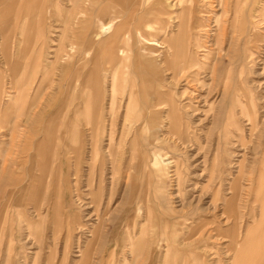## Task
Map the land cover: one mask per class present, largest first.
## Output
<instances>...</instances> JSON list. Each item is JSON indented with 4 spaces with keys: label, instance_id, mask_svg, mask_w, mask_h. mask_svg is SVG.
Here are the masks:
<instances>
[{
    "label": "rangeland",
    "instance_id": "1",
    "mask_svg": "<svg viewBox=\"0 0 264 264\" xmlns=\"http://www.w3.org/2000/svg\"><path fill=\"white\" fill-rule=\"evenodd\" d=\"M191 1L185 12L187 49L195 65L185 72L170 69L168 48L162 44L178 32L170 18L182 12L179 0H144L131 16L134 30L128 34L140 40L141 57L146 54V66L154 61L150 67L155 70L119 80L115 96L113 80L102 81L99 120L94 128L84 120L75 123L81 143L73 150L74 110L77 102L83 106L84 77L93 62L72 82L87 48H56L61 26L54 22L56 31H46L43 40L54 47L56 70L43 94L33 90L26 117L32 125L42 120L41 126L18 127L23 113L14 125L9 123L12 132L0 127V169L25 173L15 179L22 178V190L0 191V218L6 221L1 226L14 228L11 236L1 228L0 264H78L87 246V264H234L230 243L235 237L259 225L264 237V0H227L228 6L220 9L215 1L221 0ZM161 20L167 23L158 39L159 32L147 27ZM150 33L160 43L155 45L158 55L144 52L140 34ZM9 41V34L0 31L1 69ZM131 84L139 100L129 112ZM170 111L182 117L180 123L168 122ZM53 118L59 124L41 209L29 193L17 205L28 184L26 173L29 183L40 172L44 177L42 167L35 166L40 160L36 148L45 137V122ZM56 170L64 174L61 185L68 189L65 205L73 202L64 208L68 216L64 212L61 227L60 221L54 227L52 206L58 199L51 192ZM233 191L236 208L228 210ZM21 211L32 221L27 223Z\"/></svg>",
    "mask_w": 264,
    "mask_h": 264
},
{
    "label": "crops",
    "instance_id": "2",
    "mask_svg": "<svg viewBox=\"0 0 264 264\" xmlns=\"http://www.w3.org/2000/svg\"><path fill=\"white\" fill-rule=\"evenodd\" d=\"M143 3L144 0H0V31L8 33L10 37L9 46L3 53L4 69L0 68V116L3 117L0 127L7 128L8 133L12 132L9 123L11 122L14 125L16 122L15 117L23 113L26 115L25 119L18 123V127L41 126L42 120L38 121L39 125H32L31 118L27 120L26 117L31 113L33 90L39 88L40 95L43 94L47 82L52 80L55 74L56 69H53L56 67L54 65L57 64V61L51 55V50L54 47L47 45L43 40L48 29L50 33L56 31L54 29L55 22L61 26L60 39L56 48L75 46L87 48L81 59L83 63L79 62L72 81L75 82L83 77L81 70H83V65H86L87 60L93 62V68L84 77L82 90L84 104L81 106L80 102L76 103L74 118L77 122L74 121L73 125L78 123V120H84L87 126L91 125L94 128L96 120H99L101 114L98 104L101 97L102 81L138 79L143 77L145 72L155 70V67L145 65L144 58L141 57V50L138 49L141 47L140 40L136 39L135 35L128 34L134 30L130 24L131 16L137 14V8L139 6L143 7ZM164 30L159 31L158 39L164 35ZM92 50L94 55L93 60H90L89 52ZM138 52L139 55H137ZM151 63L155 64L154 61H151ZM101 64H104V68L101 67ZM102 69L105 70L104 74H101ZM58 76L59 79H63V72L59 71ZM90 95L92 96L90 97ZM91 99L92 101H90ZM88 112L93 116L91 117ZM50 121L45 122L43 126L44 135L47 138L44 137L36 148V157L39 156L40 160L38 164L35 163V166H39V170L42 161L41 152H39L40 146L42 144L55 145L59 123L55 118ZM6 124L9 126H6ZM49 133L50 137H48ZM27 141L35 144L34 139H27ZM80 143L81 132L74 127L71 135V150L78 147ZM23 174L25 175L23 171L17 173L11 167L5 170L1 168L0 180H4V182H0V191L14 192L17 188L21 189L22 180L18 179L16 182L15 179L17 176L23 178ZM27 175L28 173H26L25 179H27L28 184L23 186L24 198L18 199L16 201L17 205H23V201L26 199L25 192L34 185L33 181L37 178L35 177L29 183ZM63 175L61 170L54 172L53 179L55 182L53 181L51 188V192L58 193L56 197H59L62 207L60 227L63 225L64 212H66L64 208L70 209L73 203L65 205L64 198L67 195L63 194L68 193V189L61 185L60 180ZM38 176L40 180L42 177L41 172ZM37 185L41 198L34 200L36 201L37 210H40V203L48 187L47 173L44 175V182ZM6 201L8 200H2L1 204L3 205ZM56 201L59 202L58 199ZM67 212L66 215L68 216ZM20 214L27 223L32 221L24 211H21ZM1 220L0 218V234H2V223H6L5 220L3 222ZM36 220V223H38V219ZM67 220L69 221V218ZM12 228L13 226L8 230L9 236H11ZM7 229L4 228V231ZM230 248L235 251L234 264H264V237H251V232L247 230L243 237H235L231 241ZM10 251H12L11 245L8 246V252L10 253ZM85 251L84 256L86 258L83 257L78 264H87L86 261L90 251H87V248ZM3 264L13 263L5 261Z\"/></svg>",
    "mask_w": 264,
    "mask_h": 264
},
{
    "label": "bare ground",
    "instance_id": "3",
    "mask_svg": "<svg viewBox=\"0 0 264 264\" xmlns=\"http://www.w3.org/2000/svg\"><path fill=\"white\" fill-rule=\"evenodd\" d=\"M190 1L191 0H179L180 2V6H182V12L180 14H177L175 17H171L170 19H173L175 18V23H177V29H178V32L174 35H170L169 37H164L163 40H162V44L165 45L167 48H168V52H169V57H168V66H170V69H173L175 70L176 72L178 71H187V69L193 65H195L196 61H195V58L192 56H189L188 54V49H187V35L189 36V19L188 17L186 16L185 12L187 11L188 7L190 6ZM192 2V1H191ZM214 2V1H213ZM215 2H219L217 5H215L216 8H221V5L222 7L224 6H228V2L227 0L226 1H215ZM222 2V3H220ZM211 5V4H210ZM160 6V5H159ZM169 11V10H168ZM152 12V11H151ZM155 12V11H154ZM170 14L172 13V11H169ZM141 14V13H140ZM159 14H161L159 12ZM169 14V13H168ZM165 15V14H164ZM137 23V22H136ZM167 22L164 20H161V21H158L157 22V25H154V24H150L148 27H147V30H152V31H155V33H158L159 31L161 30H164L165 28V24ZM152 34H145V35H141V39L143 42H145V49H144V52L146 51H149L147 53H153L154 55H158V49L157 46L155 45H160V43H157V39L154 38V34L151 36ZM123 39V38H122ZM189 39V38H188ZM158 42H160L158 40ZM106 43V42H105ZM105 46V44H104ZM164 47V46H163ZM101 48V47H100ZM101 54V53H100ZM146 55V54H145ZM144 55V58H146ZM101 57V56H100ZM88 59V58H86ZM136 59V58H135ZM134 60V59H133ZM88 62V60H87ZM101 62V61H100ZM83 63V62H82ZM85 64V63H84ZM138 64V63H137ZM153 65V64H150V66ZM100 66V65H99ZM83 68H84V65H83ZM192 68V67H191ZM96 69V68H95ZM82 71V70H81ZM106 73V72H105ZM137 74V73H136ZM90 76V75H89ZM82 77V76H81ZM75 79V78H74ZM76 80V79H75ZM89 80V78H88ZM73 82V81H72ZM147 84V83H146ZM88 85V84H87ZM122 85V83H121ZM143 85V84H142ZM145 85V84H144ZM88 87V86H87ZM120 87V81L117 80V79H113V96L116 95V91L119 89ZM156 91V90H155ZM146 92V91H145ZM144 92V93H145ZM154 92V91H153ZM152 92V93H153ZM142 92V94H144ZM155 93V92H154ZM87 94V93H86ZM146 94V93H145ZM141 95V94H140ZM88 96V95H87ZM92 95H90L91 97ZM150 96V95H149ZM153 96V94L151 95ZM81 97V96H80ZM83 97V95H82ZM79 99V98H78ZM85 99V98H84ZM142 99V98H141ZM81 100V99H80ZM138 100H139V96H138V93L136 91V88L134 87V84H131V89H130V92H129V101H128V107H127V110L129 112H132L137 103H138ZM92 101V99L90 100ZM86 102V101H85ZM88 102V101H87ZM83 103V102H82ZM91 103V102H90ZM143 103V102H142ZM147 103V102H145ZM84 104V103H83ZM92 104V103H91ZM90 105V104H89ZM176 105V104H175ZM79 106V105H78ZM88 106V105H87ZM144 106V105H143ZM91 107V106H90ZM92 108V107H91ZM156 108V107H155ZM82 109V108H81ZM80 109V110H81ZM88 109V108H87ZM144 112H145V109H143ZM77 111H78V107H77ZM79 112V111H78ZM82 113V112H81ZM89 113V112H88ZM97 113V112H95ZM84 114V113H82ZM91 115V117L93 116L91 113H89ZM85 115V114H84ZM88 115V116H90ZM76 116V115H75ZM142 116V115H141ZM78 117V116H77ZM83 118V117H82ZM145 117H143L144 119ZM87 119V118H86ZM153 119V118H152ZM168 119L171 124H177V123H180L181 120H182V117L179 116L178 114H175L173 112L170 111V113L168 114ZM102 120V119H101ZM76 121V120H75ZM51 122V121H50ZM54 122V121H53ZM77 122V121H76ZM87 122V121H86ZM25 123V122H24ZM47 124V123H46ZM51 124V123H50ZM49 124V125H50ZM89 126V125H88ZM253 126V125H252ZM47 127V126H46ZM52 127V125H51ZM75 127V125L73 126V128ZM253 128V127H252ZM44 129V128H43ZM48 129V128H47ZM50 129V128H49ZM52 129V128H51ZM258 129V128H257ZM53 130V129H52ZM45 131H46V128H45ZM49 132V131H48ZM47 132V133H48ZM94 132V130H93ZM194 132V130H193ZM195 133V132H194ZM45 134V133H44ZM95 134V133H94ZM98 134V133H97ZM96 134V135H97ZM92 135V134H91ZM52 136V135H51ZM50 137V133H49V136ZM94 137V136H93ZM91 137V138H93ZM45 138H47L45 136ZM51 139V138H50ZM95 139V138H94ZM93 139V140H94ZM92 140V139H91ZM95 141V140H94ZM97 141V140H96ZM49 142V141H48ZM94 145V144H93ZM48 146L50 147V152H48ZM35 148V147H34ZM95 149V148H94ZM53 147L52 145H47V144H42L39 148V152H41V158H42V161L40 163V166L42 167V170H43V176H44V173H45V169L47 168V165L50 161V158H51V154L53 151ZM253 150V148H252ZM48 152V154H47ZM94 153V152H93ZM32 154V153H31ZM31 156V155H30ZM33 157V156H32ZM32 160V158H31ZM264 161V160H263ZM193 166V165H192ZM264 170V169H263ZM148 171V170H147ZM152 173V172H151ZM19 177V176H18ZM17 177V178H18ZM22 180V178H21ZM43 183L44 182V177L41 178L39 180V178H36L33 183L34 185H32L31 188L27 189V191L25 193H29L31 196H34L36 197V199H40L41 198V194H40V191L38 190V185L39 183ZM149 185V184H148ZM235 185V184H234ZM260 186V185H259ZM22 187V186H21ZM261 187V186H260ZM18 189V188H17ZM257 189V188H256ZM19 190V189H18ZM22 190V189H21ZM236 190V188L234 189V191ZM258 190V189H257ZM263 190V189H262ZM233 191V192H234ZM56 196H58V193H55ZM179 195V194H178ZM259 195V194H258ZM3 196V195H2ZM259 197V196H258ZM3 198V197H2ZM138 198V197H137ZM144 198V197H143ZM236 199H237V192H234V195L232 196L231 199L228 200L227 202V209L228 210H234L236 207ZM258 199V198H257ZM58 200L59 202L55 201L54 205H53V214H54V227L55 225H57L60 221V212L62 210V207L60 205V199L58 197ZM137 200V199H136ZM135 202V201H134ZM262 213H261V218H262V221H264V196L262 198ZM7 215V213H6ZM260 227V225H259ZM259 227L256 226V227H252L249 232H251V237H262V231L259 230ZM178 229V228H177ZM8 230V229H7ZM98 231H99V228H95V231H94V235L95 237L97 236L96 234H98ZM230 231V230H229ZM231 232V231H230ZM232 233V232H231ZM224 234H230L228 233V231H224ZM89 245V244H88ZM87 251H90L89 249V246H87ZM86 252V251H85ZM87 255V254H86ZM84 258H86V256H84Z\"/></svg>",
    "mask_w": 264,
    "mask_h": 264
}]
</instances>
